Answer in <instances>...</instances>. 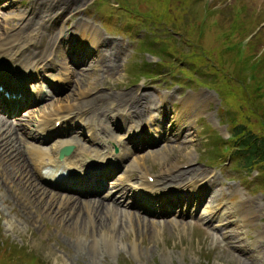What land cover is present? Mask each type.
<instances>
[{
    "label": "rangeland",
    "instance_id": "1",
    "mask_svg": "<svg viewBox=\"0 0 264 264\" xmlns=\"http://www.w3.org/2000/svg\"><path fill=\"white\" fill-rule=\"evenodd\" d=\"M10 1L7 10L0 9V35L12 32L21 20L22 30L36 32L35 53L39 43L48 39L45 31L55 15H59V31L66 35L73 29H79L82 36L86 30H97L101 41L92 52L90 68L73 67V77L54 103L82 104L87 114H95L97 128L111 125V119L122 113L128 121L111 134L101 132L106 139H119L125 126L147 119L152 143H144L150 139L145 133L142 145L123 159L126 163L133 157L132 172H165L161 186L172 188L201 178L212 167L220 178L218 184L208 180V189L216 195L206 194L212 201L202 203L201 210L207 207L204 219L198 215L200 207L180 215L154 212L140 199L133 202L129 193L118 203L105 201L110 209L97 204L94 210L95 204L77 197L65 199L70 194L39 183L31 161L20 152L15 154L16 149H23V137L15 140L14 148L15 137L10 146L7 134L0 132V264H118L121 259H125L121 264H264V172L246 166L235 151L219 154L222 141L212 130L225 137L227 120L243 123L247 130H263L259 120L264 119V96L254 91L247 95L243 84L251 85L246 71L253 63L257 78L264 79V0ZM121 4L135 9L138 20L122 13ZM249 38L252 55L237 65L235 59L241 60L225 43ZM27 55L19 59L28 60ZM157 56L160 60L150 64ZM212 83L225 93L220 105ZM88 89L104 93L102 101L89 107L88 97H78L79 91ZM190 94L196 101L187 99ZM130 101L145 105L140 117L124 114ZM158 106L175 123L149 124ZM74 133L75 142L87 144ZM184 136L188 140L181 141ZM188 164L198 169L172 176ZM222 187L230 193L219 190ZM242 199L251 203L247 211H240V226L227 224L225 219L223 225H215L223 208H242Z\"/></svg>",
    "mask_w": 264,
    "mask_h": 264
},
{
    "label": "bare ground",
    "instance_id": "2",
    "mask_svg": "<svg viewBox=\"0 0 264 264\" xmlns=\"http://www.w3.org/2000/svg\"><path fill=\"white\" fill-rule=\"evenodd\" d=\"M59 1L62 4L63 3L67 4L66 1H72V0H59ZM46 3H48V2H46ZM56 3L57 2H54V4H56ZM37 4H39V3H37ZM54 7H57V6L54 5ZM34 27H35V25H34ZM93 32L98 33L95 28H94ZM34 42H35L34 35L31 34V33H23V32H21V30L12 31V32H9V33H6V34L4 33L3 35L0 36V58L1 59L2 58H4V59L10 58L11 60H14V59L18 58L19 55L23 54L24 52L29 51L31 46H32V44ZM25 57H26V55H25ZM31 59H32L31 61H34V62H40V61L44 60L43 57L40 58V61L35 60V57L31 58ZM79 92L82 93V92H85V91H79ZM140 96H142V95H140ZM144 99H148V96L144 95ZM187 99H189V101H191V100L196 101L195 98H191V97H188ZM61 105L62 104L49 102L45 106L46 108L40 111V114L38 116H36V115L30 116L32 124H31V128H30L29 132L27 131L26 135L31 137V138H37L41 131L46 130L47 128L52 126V124L54 123V119H60L61 117H64L65 115H67V114H69V113H71V112H73L75 110L72 107H62ZM71 105H72V102H71ZM151 105H153V104L151 103ZM144 106H145L144 104H142V105L139 104L138 101H132V102L130 101L128 103V107L126 108V110H127L126 116L129 114V112H132L133 114L139 115V117H140V113L144 109ZM149 108H152V107H149ZM75 112L77 113V111H75ZM48 115H54V119L51 121L50 119L46 118V116H48ZM180 117H181V114H180L179 118H177V122H179ZM116 120H118V121L126 120V118L116 117ZM171 123H175L173 118H172V122ZM133 127L134 126H130L124 132L125 137L123 139L119 138V139H114L113 140V142L115 144H117L118 147H119V152L116 155L113 152H111V149L108 148V144H109L108 142L99 141L98 151L96 153L93 152V153L90 154V152L86 148L83 147V148H80V149H78L76 151H73L71 154L69 153V155L67 154V155L62 156L61 160H57V159H59L58 156H57V151H58L59 147L61 145H63V144L72 142V140L67 135H59L58 137L54 138L49 143L48 148L45 149V150L39 149V148H35V147H33V144H28V142H26L27 143V145L25 146V149L27 150V151H25L26 152V157L28 158L29 161L32 162V165H33L32 169L34 167V170L36 171L35 174H36L37 177L43 176V175L49 176L50 173H52L53 171H55L57 169L66 171L70 167H73V172H76V171H87V172H89L88 170H86V168L89 167V166H96V164L99 163V162L104 163V165L106 167H108V166L112 165V162L115 161V159L117 157L124 156V152H125V150H127V148L125 146V138L128 137L129 133L134 130ZM176 129H180V127L176 128ZM170 130H171V128H170ZM87 131L91 132V133H95L97 131V129H96L94 124H87ZM21 132H22V134L24 136V128L23 127L21 128ZM166 139L171 140L169 137H166ZM174 140L176 141L177 139H174ZM186 140H188V138L184 136L181 141H186ZM3 142H4V140H3ZM157 155H158L157 153L154 154V156H156V157H157ZM131 166L132 165H130V166L127 165L125 167H131ZM189 169H192V170L196 169L197 170L198 168H194L190 164V165H188V168L180 169L174 175L181 176L185 172H187ZM142 170H141V173L143 175L144 171H142ZM164 171H169V170H164ZM147 175H149V174H145L144 178L142 176L140 178V181L135 183L136 186H134L133 184L129 185V189L132 191V193H141V192H143V193H148V194H152V193L156 194V193H158V192H160L162 190V189L159 190V188L157 186H155V183H156V181L161 180L164 175L160 176L161 173L155 174L153 176V178H152V182H149L146 179ZM157 176H160V179ZM79 177L81 179H83V181H84L85 178H86V175H83V176L79 175ZM131 177H133V176H131ZM26 178H27V176H26ZM167 190L171 191L170 189H167ZM206 190L207 189H205L203 191L206 192ZM178 191L185 192L187 196L192 198L193 195H191V192H196V182L195 183L188 182L186 185L180 187L178 189ZM206 194L208 196L212 195L211 192H206L205 194L200 193V197H202L203 195H206ZM156 195L159 197V194H156ZM68 197H70V196H66L65 199H68ZM76 197L78 198V196H76ZM214 198L215 197H213L212 199L215 200ZM132 200H133V202H135L134 198H132ZM160 201L164 202L165 200L162 197H160ZM208 201L211 202L212 200L208 199ZM188 202L189 201H185L184 204L186 205ZM250 203H249V201L244 202V204L241 206L242 208H236V207L235 208H231V207L223 208V211L221 212V214L219 216V219L217 220V224H219V223L222 224V221H224V219H225L227 221V224H231L233 226H240V223H241V220L239 219L240 211H247L248 210V206L250 205ZM106 205L109 208V204L107 203ZM135 205H137V204L134 203V206ZM98 206H101V204H98ZM93 207H94V210L97 209V205H95ZM102 207H103V205H102ZM143 207H145V206H143ZM196 207H197L196 203H193V202L190 203L189 211L192 210V209L194 210ZM206 210H207V207L203 208L201 210L200 214H201L202 217L204 216L203 212H205ZM88 211L89 210H87V212ZM185 211H187L186 208H180L179 209L180 213L185 212ZM174 212H175V210H174ZM177 213H178V211H177ZM111 216H113V215H111ZM251 217H252V215H251ZM245 220H247V218ZM110 243H111V241H110ZM247 249H249V248H247ZM252 256L256 257L254 255H252Z\"/></svg>",
    "mask_w": 264,
    "mask_h": 264
},
{
    "label": "trees",
    "instance_id": "3",
    "mask_svg": "<svg viewBox=\"0 0 264 264\" xmlns=\"http://www.w3.org/2000/svg\"><path fill=\"white\" fill-rule=\"evenodd\" d=\"M121 6L123 7L122 13L128 14L127 16L130 20H138V16L136 14L137 11L135 9L126 8L123 4H121ZM257 32L258 30L256 31V33ZM249 40L250 38L246 42L232 40L229 43H225V47L233 51L234 55H237L236 57L241 60L239 61L235 59L237 65H241L243 62H245V57L247 58V61L252 55L249 54L251 47V43H249ZM256 67L257 64L255 63L248 66V71L246 72L247 76L251 79V85L244 83L243 89L247 95L254 91L253 93H257V95L259 93V95L264 96V84L260 80L262 79L264 81V79L262 77H260V79L257 78L258 74L257 72H255ZM211 86L216 87L217 93L220 96L222 103L225 98L223 88L218 87V85L214 83H212ZM227 121L232 134L227 143L232 152L235 151L236 156L241 157L246 166L250 167L252 165L257 169V171L264 172V119L259 120V124L263 128V130H259L258 132L245 129L243 123L232 122L231 120Z\"/></svg>",
    "mask_w": 264,
    "mask_h": 264
}]
</instances>
